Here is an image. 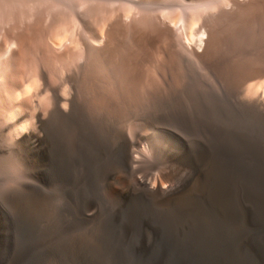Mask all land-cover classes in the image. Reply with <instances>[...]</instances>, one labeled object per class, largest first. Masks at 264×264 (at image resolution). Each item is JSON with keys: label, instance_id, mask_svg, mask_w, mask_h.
<instances>
[{"label": "bare ground", "instance_id": "1", "mask_svg": "<svg viewBox=\"0 0 264 264\" xmlns=\"http://www.w3.org/2000/svg\"><path fill=\"white\" fill-rule=\"evenodd\" d=\"M128 1L136 9L148 7L154 13L159 9L194 5H207L212 10L201 17L198 25L189 28L187 35L190 39L196 36L194 43L182 42L177 36L181 31H174L158 14L153 16L156 40L161 46L155 58L148 57V62L165 67L161 74L164 87L158 100L159 109L141 113L148 127L140 131L127 130L130 122L138 120L139 113L135 110H126L119 120L116 115L92 111L81 98L85 74L94 73L90 66L92 55L103 67H110L114 60V25L106 24L99 44L90 43L83 32L78 35L84 56L80 62L66 64L68 73L62 80L71 82L68 95L53 93L51 97V118L45 128L44 143L39 142L34 148L33 178L23 185L21 192L0 199V264H22L31 253L59 247L70 237L78 241L77 236L82 232H106L113 225L119 227L124 236L136 228L155 236L157 228L143 219V204L197 212L199 202L209 199L234 208L250 226L264 216V101L258 95V88L241 87L245 80L264 77V67L227 69L232 60L231 51L229 54L213 53L221 38L237 32L234 28L227 29L226 19L233 18L230 20L233 25L239 24L234 18L255 0ZM115 24L119 26V20ZM146 42L150 46L153 44V41ZM174 62L181 67L183 82L180 85L171 82V69L167 68ZM206 78L213 81L222 94L229 90L240 104L242 112L237 121L222 110L215 96H211ZM190 86L209 92L212 107L196 105L188 96ZM62 106L67 107L66 115L59 113ZM160 137L172 142L163 152L155 146ZM144 143L147 150L141 147ZM148 153L155 161L143 167ZM159 161L166 165L161 174L163 181L151 174ZM55 199L58 202L53 205ZM40 231L56 233L43 238Z\"/></svg>", "mask_w": 264, "mask_h": 264}, {"label": "rangeland", "instance_id": "2", "mask_svg": "<svg viewBox=\"0 0 264 264\" xmlns=\"http://www.w3.org/2000/svg\"><path fill=\"white\" fill-rule=\"evenodd\" d=\"M211 10L207 5H194L159 9L154 13L148 7L136 9L128 0H0V199L13 192H21L23 185L33 178L34 148L39 142L41 145L44 143L45 128L51 118V97L53 93L64 97L68 95L71 82L62 80V76L68 73L66 64L80 62L84 56L79 34L83 32L82 35L87 36L90 43L99 44L104 27L114 25V60L110 67H103L92 55L90 66L94 68V73L85 74L81 98L92 111L116 115L119 120L126 110H135L139 113L138 120L130 122L127 130L130 132L132 128L131 131H140L148 127L142 114L159 109L158 100L164 87L161 74L165 67L148 62V57L155 58L161 46L156 40L153 16L158 14L174 31H181V35L177 36L182 42L194 43L196 36L190 39L187 35L189 28L198 25L201 17ZM232 19H226L227 29L234 28L237 32L221 38L213 53L232 55L227 69L263 68L264 0H255L243 13L238 14L234 22L239 21V24L233 25ZM117 20L119 26L115 24ZM146 41H153L152 46ZM167 68L171 69V82L182 84L180 65L174 62ZM71 70L74 72V67ZM206 81L213 94L211 96H215L222 110L237 121L242 108L232 93L227 90L222 94L213 81L208 78ZM249 86L258 88V95L264 101V77L245 80L241 85L242 89ZM209 94L195 86H190L188 90V96L196 105L211 108L213 104ZM107 108L111 110L107 111ZM59 113L66 115L67 107H60ZM171 143L170 139L160 137L155 146L159 152H163ZM146 146L144 143L141 147L147 150ZM149 154L143 159V167L155 161ZM162 162L159 161L157 169L151 173L156 180L161 181V174L166 170ZM57 200H53L52 204H57ZM198 205L197 210L201 213L179 207L176 210L143 204V219L157 228L158 237L139 228L124 236L121 229L113 225L106 232H82L77 236L80 238L78 241L70 237L68 242L63 240L59 247L31 253L22 264H264V216L250 226L230 206L225 207L209 199L200 201ZM250 231H253L251 235ZM55 233L40 231L39 234L40 237L48 238Z\"/></svg>", "mask_w": 264, "mask_h": 264}]
</instances>
